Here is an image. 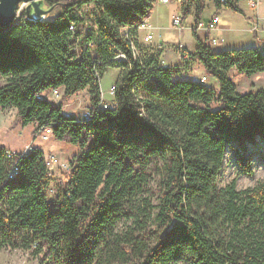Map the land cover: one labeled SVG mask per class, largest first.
Here are the masks:
<instances>
[{"label": "trees", "instance_id": "16d2710c", "mask_svg": "<svg viewBox=\"0 0 264 264\" xmlns=\"http://www.w3.org/2000/svg\"><path fill=\"white\" fill-rule=\"evenodd\" d=\"M157 1L44 0L61 12L0 28V109L15 110L13 127H50L77 149L55 179L38 147L7 157L0 146V251H29L37 264H264V179L217 184L228 145L264 140V88L238 92L228 75L264 72V52L198 42L191 56L218 89L181 79L135 40ZM168 1L199 23L206 0ZM224 1L212 0L216 12H241L242 0ZM89 3L87 18L79 9ZM114 67L113 107L97 112L100 79ZM53 89L56 104L45 97ZM82 91L90 119L64 116Z\"/></svg>", "mask_w": 264, "mask_h": 264}, {"label": "rangeland", "instance_id": "374dc122", "mask_svg": "<svg viewBox=\"0 0 264 264\" xmlns=\"http://www.w3.org/2000/svg\"><path fill=\"white\" fill-rule=\"evenodd\" d=\"M40 1V8L48 10L49 6H46ZM261 1V0H260ZM161 2V1H159ZM18 7L17 15L20 20L22 17H26L27 20H45L52 18L53 16L61 12L59 6H54L49 12L44 15H37L34 12L32 6L25 9L26 4ZM260 3L253 7V11H256ZM94 10V5L92 3L83 5L79 12L83 14L84 17L90 18L91 13ZM19 11V12H18ZM73 12V11H72ZM25 15V16H24ZM146 19V18H144ZM90 19H88L89 21ZM83 31H88L90 28V23H81L80 25ZM84 26V27H83ZM195 63V62H194ZM186 65L185 69L178 70L179 77L182 79L194 80L196 74L201 67ZM116 67L109 68L105 74L100 79V98L102 97L105 101L109 102L113 99L110 95L111 88H114L113 84H110L113 78L116 76ZM195 71V72H194ZM194 74V75H192ZM229 77L232 79L236 86L238 92H248L255 91L259 88H264V72L257 74L247 75L237 71L235 67L228 71ZM203 76V75H201ZM200 76V77H201ZM207 76V75H206ZM205 77V76H203ZM203 84L210 87L214 86V89H218L216 82H212L211 79L205 77ZM214 81V80H213ZM198 82V81H197ZM53 91V90H52ZM59 96L61 95V89H58ZM110 93V94H109ZM51 94V93H50ZM49 96L53 104L58 103L59 98H52ZM114 96V95H113ZM89 106L87 91H82L79 94L69 98L67 102L62 105V113H69L70 115L79 116L83 113L84 109ZM68 109H71L69 111ZM15 110L13 108L0 109V146H3L7 151L21 152L25 154L27 150L32 147H38L43 151L45 157L49 155H54L58 164H54L50 167L49 171L51 175L57 179L59 175L67 167L68 159L75 154L77 151L76 146L66 143L64 141H58L51 137V134L43 141L40 137L34 139V126L33 124H28L26 126L13 125ZM37 132V131H36ZM237 154H240L244 159L248 160L250 163L251 174H246L240 167L237 161ZM233 178H236V186L238 189H244L253 186L257 181L264 179V140L256 138L251 143H244L243 145L233 142L227 146L225 150V156L222 163V169L218 176L217 184L219 187L230 182ZM0 264H37V259L31 255L29 251L21 250H1L0 251Z\"/></svg>", "mask_w": 264, "mask_h": 264}, {"label": "crops", "instance_id": "0c3cea01", "mask_svg": "<svg viewBox=\"0 0 264 264\" xmlns=\"http://www.w3.org/2000/svg\"><path fill=\"white\" fill-rule=\"evenodd\" d=\"M159 1L154 4L151 14L146 18L147 29L138 30L135 40L139 46L147 49V54L157 56V60H163L169 68L185 69L186 65L192 63L198 66L195 64L198 62L191 56L198 42H206L210 50L216 53L245 48H255L264 52V0L260 1V6L256 11L248 7V0L240 1L238 4L240 13L226 7L216 12L212 0H206L200 21L196 26L193 24L192 12L184 19L180 18L177 1L167 3ZM216 16L218 20L212 24V19ZM176 17H179L181 21L179 26L172 25ZM193 29H195V37H193ZM148 33L152 35V38L149 42H144L143 37ZM179 44L189 56V60L183 63L177 56ZM195 71L199 73L193 81H198V78L203 75L212 82H216L218 86L217 79L206 76L202 67ZM118 74L119 69H116V76L110 84L114 83ZM68 110L71 111V109Z\"/></svg>", "mask_w": 264, "mask_h": 264}, {"label": "built area", "instance_id": "2783aa9c", "mask_svg": "<svg viewBox=\"0 0 264 264\" xmlns=\"http://www.w3.org/2000/svg\"><path fill=\"white\" fill-rule=\"evenodd\" d=\"M162 3H167L168 0H160ZM222 2V5L225 3L224 0H221ZM258 3H260V0H248V7L253 9V7H255V5H257ZM19 6H22V5H19ZM19 12V11H18ZM18 17V15H17ZM218 20V17H214L212 19V24L216 23ZM19 22V19L17 21V23ZM180 19L179 17H176L173 19L172 21V25L173 26H179L180 25ZM212 25H210L211 27ZM136 31L138 30H145L147 29V23H146V19H143L136 27ZM70 29H72V31H74V26L72 25V27H70ZM122 33L123 35L127 38V40L130 42L131 46H132V50H133V53L135 56H138V52L137 50L135 49L134 47V43H133V38L130 37L128 35V29L127 28H123L122 30ZM152 38V35L150 33L146 34L144 37H143V41L144 42H149ZM177 56H178V59L179 61H183V60H186L188 58L187 56V53L183 50L182 46L179 44L177 46ZM120 59H124V57L121 55L120 56ZM161 65L164 66V67H167V64L161 60L160 61ZM205 77L201 76L198 78V82L200 83H204L205 81ZM111 93V94H110ZM110 95L113 97L114 95V88H111L110 90ZM51 97L52 98H59V93H58V89H53V91L51 92ZM47 97V99H51L49 96H45ZM38 99H41L42 96H37ZM112 100H110L109 102L105 101L102 97L100 98L99 100V103L97 104V106L95 107V111L97 112H100L102 110H105V109H108V108H111L113 107V103L111 102ZM92 107L89 105L88 107H86L82 113V118L87 120V119H90V116L92 114ZM63 115L66 116V117H69L70 114L69 113H65L63 112ZM51 134V128L50 127H41L39 130H37V132L34 133V139L37 138V137H40L43 141H45L47 139V137ZM6 155L7 157H12L13 155H15V152L13 151H7L6 150ZM19 157H21L23 155V153H19L18 154ZM58 164V160L57 158L54 156V155H49L48 157H46V166L47 167H51L52 165L54 164ZM18 172V165H17V161L13 163V165L11 166L10 170L8 171L7 173V178L8 179H12Z\"/></svg>", "mask_w": 264, "mask_h": 264}, {"label": "water", "instance_id": "95a60500", "mask_svg": "<svg viewBox=\"0 0 264 264\" xmlns=\"http://www.w3.org/2000/svg\"><path fill=\"white\" fill-rule=\"evenodd\" d=\"M41 0H0V28H7L17 23V10L20 3L26 4L25 9L32 6L37 15H44L49 12L54 6L48 10L40 8Z\"/></svg>", "mask_w": 264, "mask_h": 264}]
</instances>
